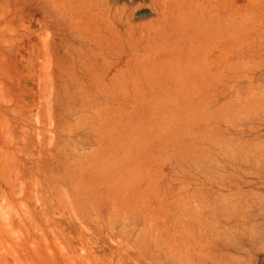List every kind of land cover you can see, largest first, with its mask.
Wrapping results in <instances>:
<instances>
[{"label":"rangeland","instance_id":"obj_1","mask_svg":"<svg viewBox=\"0 0 264 264\" xmlns=\"http://www.w3.org/2000/svg\"><path fill=\"white\" fill-rule=\"evenodd\" d=\"M216 5L264 11V0ZM108 10L105 0H0V264L217 261L224 238L201 237L198 212L220 193L200 185L233 191L239 256L259 249L264 146L247 161L223 145L241 142L247 106L199 96L203 56L183 49L181 18L168 19L159 48L131 59ZM223 41L237 56L221 61L224 73L260 69L264 60L246 57L264 49ZM214 137L222 144L207 145ZM252 205L249 227L242 207Z\"/></svg>","mask_w":264,"mask_h":264},{"label":"crops","instance_id":"obj_2","mask_svg":"<svg viewBox=\"0 0 264 264\" xmlns=\"http://www.w3.org/2000/svg\"><path fill=\"white\" fill-rule=\"evenodd\" d=\"M221 1L105 0L109 8L107 17L110 19V24L120 27L119 38L123 43V48L127 51L126 55H130L131 59L135 58L132 51L159 48V43L163 36L160 34V30L168 24V19H182L181 36L183 49L197 48L200 50V55L203 56L200 63L199 81L201 88L199 96L206 98H233L237 99V104H245L248 108L247 116L250 119L246 122H240L238 127L243 135L240 138L241 142H235L230 139H226L223 142V145L228 147V150H226L228 151L227 156H230L229 151L232 153V151L240 150V153L246 154L245 157L240 159L248 161L252 155L256 154L257 147L264 146L263 135L255 132L259 131L256 129L264 130V61L258 71L251 66L245 67L233 73V75L224 73L221 61L223 62L224 58L227 61H234L237 56L234 52H231V56H229V53H223L221 50L223 49V38L229 39L232 44H235L233 45L234 47H231L232 50L235 49V46L237 47L239 42L246 44L243 40H246L248 43L246 45L250 46L248 48L242 45L243 48L247 50H263V40L260 42L256 38L250 41L249 39L257 33L264 34V23L262 25L256 24V18H264V11L256 12L249 9L224 11L216 5ZM228 1L234 2L237 0ZM241 1L245 2V6H249V3L258 0ZM207 3H210V5L208 6ZM192 5L193 8H191ZM223 18L227 20L223 21ZM177 22L179 23L180 21ZM239 37L242 42L238 41ZM249 56L247 55L246 58L254 61L256 58L264 60V53L261 51L251 57ZM254 99L259 100L254 101ZM255 103L259 105L255 107ZM255 108L259 109L258 112L263 110L260 122L253 121L256 113ZM250 130L253 132L250 133ZM218 144L222 143H219L215 137L209 141L207 140V145L212 147H217ZM261 151L263 152V150ZM259 154H262V158H259V160H264V152H259ZM226 160H232V157H227ZM218 188L220 187L215 185L198 186L199 192L205 189L206 191L204 192L206 193H220V195L216 194L217 197L215 199H206L207 202H205L206 206L203 214H201V207L198 212L200 224L207 225L209 231L201 237H223L222 242L225 244L220 248V252L214 255V258L219 257L220 259H217V261H206V264H264V243L259 249L248 250L245 255L239 256V250L235 246L239 237V203L233 196L232 190L227 188V191H220ZM197 203L196 205L200 204L199 206H202V201ZM262 207L264 210L263 205ZM242 208L252 209V218L248 219L246 225L249 227L250 225H255V207L252 205L251 207ZM189 210L191 213L186 211L184 216L189 213L194 219L196 208L191 207ZM258 226L260 230H258L257 235L264 237V213L262 222ZM219 227H221V232ZM247 237H251L250 234ZM219 254L220 256H218Z\"/></svg>","mask_w":264,"mask_h":264},{"label":"bare ground","instance_id":"obj_3","mask_svg":"<svg viewBox=\"0 0 264 264\" xmlns=\"http://www.w3.org/2000/svg\"><path fill=\"white\" fill-rule=\"evenodd\" d=\"M135 137V136H134ZM132 138V137H131ZM53 233V232H52ZM65 236V235H64Z\"/></svg>","mask_w":264,"mask_h":264}]
</instances>
